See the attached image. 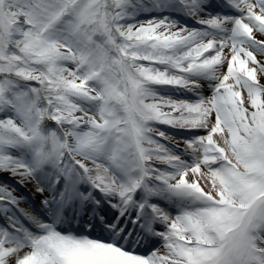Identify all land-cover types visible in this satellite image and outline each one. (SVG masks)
I'll use <instances>...</instances> for the list:
<instances>
[{
    "label": "snow or ice",
    "instance_id": "6c2138e0",
    "mask_svg": "<svg viewBox=\"0 0 264 264\" xmlns=\"http://www.w3.org/2000/svg\"><path fill=\"white\" fill-rule=\"evenodd\" d=\"M0 264H264V0H0Z\"/></svg>",
    "mask_w": 264,
    "mask_h": 264
}]
</instances>
